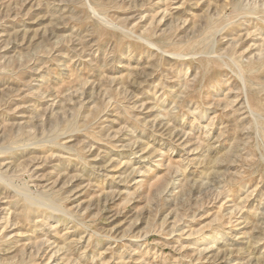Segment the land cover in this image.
Listing matches in <instances>:
<instances>
[{
  "label": "rangeland",
  "instance_id": "374dc122",
  "mask_svg": "<svg viewBox=\"0 0 264 264\" xmlns=\"http://www.w3.org/2000/svg\"><path fill=\"white\" fill-rule=\"evenodd\" d=\"M0 264H264V0H0Z\"/></svg>",
  "mask_w": 264,
  "mask_h": 264
}]
</instances>
